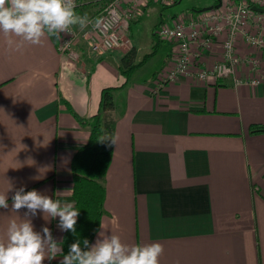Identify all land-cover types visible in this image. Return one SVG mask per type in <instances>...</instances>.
Segmentation results:
<instances>
[{
	"label": "crops",
	"instance_id": "1",
	"mask_svg": "<svg viewBox=\"0 0 264 264\" xmlns=\"http://www.w3.org/2000/svg\"><path fill=\"white\" fill-rule=\"evenodd\" d=\"M89 3L76 13H91ZM8 39L0 32V194L9 203L0 209V240L12 219L25 216L11 207L22 186L75 208L72 162L90 137L81 119L100 112L104 88L118 87L114 109L102 112L118 137L103 179L109 234L128 244L159 242V264H264V132H253L264 125V77L247 84L250 69L240 66L239 85L188 75L155 93L157 77L122 74L119 58L135 48L130 38L129 47L101 55L81 42L78 61L60 53L55 36L36 45ZM211 50L208 63L219 61L222 42ZM237 51L252 50L242 40ZM28 218L36 231L47 226L62 249L44 264H60L67 231L59 217Z\"/></svg>",
	"mask_w": 264,
	"mask_h": 264
},
{
	"label": "built area",
	"instance_id": "2",
	"mask_svg": "<svg viewBox=\"0 0 264 264\" xmlns=\"http://www.w3.org/2000/svg\"><path fill=\"white\" fill-rule=\"evenodd\" d=\"M85 1L87 0H75V11L90 2L94 7L93 11L80 14L88 18V24L83 29L79 25H73L72 34L61 33L60 53L78 61L81 58L78 50L81 42H86L100 55L129 47L130 39L126 37V33L131 22L137 20L143 12L142 6H146L148 0H89L84 3ZM98 1L99 7L94 3ZM176 1L171 0L172 3ZM219 2V6L209 11L199 15L177 16L170 23L162 22L156 28L159 39L174 43L175 59L158 75L160 84L155 93L160 91L164 83L188 75H196L204 82L232 77L235 84L239 85L244 82L239 73L240 66L250 69L249 80L245 81L247 84L261 83L264 77L260 73L264 69V13L253 10V6L264 8V0ZM216 40L222 42L221 59L208 63L205 55L212 51ZM242 40L252 50L244 56L237 51V43Z\"/></svg>",
	"mask_w": 264,
	"mask_h": 264
},
{
	"label": "clouds",
	"instance_id": "3",
	"mask_svg": "<svg viewBox=\"0 0 264 264\" xmlns=\"http://www.w3.org/2000/svg\"><path fill=\"white\" fill-rule=\"evenodd\" d=\"M75 9V0H0V32L9 37V46L14 44L11 37L40 44L45 35L59 38L61 33L72 34L73 25L85 28L88 18L78 15ZM97 142L109 147L117 146L118 137L102 134ZM11 199L12 211H27L23 219L9 222L6 239L0 240V264H44L45 259L52 260L62 255L51 230L45 226L36 231L28 217L38 212H43L45 219L59 217L58 227L75 233L79 210L71 203L62 204L38 190L25 191L23 186ZM8 207V195L0 194V209ZM107 230L101 222L95 243L84 239L82 248L81 241L77 240L63 255L60 264H159L164 251L159 242L128 244Z\"/></svg>",
	"mask_w": 264,
	"mask_h": 264
},
{
	"label": "trees",
	"instance_id": "4",
	"mask_svg": "<svg viewBox=\"0 0 264 264\" xmlns=\"http://www.w3.org/2000/svg\"><path fill=\"white\" fill-rule=\"evenodd\" d=\"M177 2L178 0L175 3ZM94 3L97 7L100 6V1ZM102 5L103 3H101V8ZM162 22L163 19L160 24ZM158 26L159 24L156 28ZM155 36L158 38L157 47L161 39L159 40L156 32ZM136 58V48H132L121 59V71L127 81L147 59L145 57L136 63L134 61ZM158 75L155 73L154 76L158 77ZM116 88L118 87L104 88L100 112L88 119H81L83 125L90 128V137L88 142L77 151L72 162L73 196L75 209L79 210V216L75 225V233L67 231L65 234L63 255L68 253L70 246L77 240L81 241L82 248L84 239H88L92 243L105 214L106 187L103 179H105L111 165L115 145L109 147L107 144L98 143L97 140L102 134L115 135V120L103 116L102 112H110L114 109L113 93ZM253 132H264V125L254 126Z\"/></svg>",
	"mask_w": 264,
	"mask_h": 264
},
{
	"label": "rangeland",
	"instance_id": "5",
	"mask_svg": "<svg viewBox=\"0 0 264 264\" xmlns=\"http://www.w3.org/2000/svg\"><path fill=\"white\" fill-rule=\"evenodd\" d=\"M219 1L178 0L177 3H172L171 0H148L146 6H142L143 12L139 18L131 22V28L128 31V37L132 40L137 51V58L134 61L137 63L143 58H147L146 62L137 68L132 76L141 81H151L155 73L160 74L168 66L167 60L174 53L173 43L159 39L156 47L158 42V38L155 36L156 26L160 25L162 19L163 23H170L177 16L199 15V10L212 6L215 8L220 4ZM90 10L92 12L93 8ZM248 47L251 49L250 46Z\"/></svg>",
	"mask_w": 264,
	"mask_h": 264
},
{
	"label": "water",
	"instance_id": "6",
	"mask_svg": "<svg viewBox=\"0 0 264 264\" xmlns=\"http://www.w3.org/2000/svg\"><path fill=\"white\" fill-rule=\"evenodd\" d=\"M217 6H219V5H217ZM212 8H213V6L212 7H209V8H205L203 10H199L198 12L201 13V12L209 11ZM253 10L264 13V8H260V7H257V6H253Z\"/></svg>",
	"mask_w": 264,
	"mask_h": 264
}]
</instances>
